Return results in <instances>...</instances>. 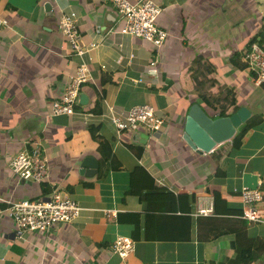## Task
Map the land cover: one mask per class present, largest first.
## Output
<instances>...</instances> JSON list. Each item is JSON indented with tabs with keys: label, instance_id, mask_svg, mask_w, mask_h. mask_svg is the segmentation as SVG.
Masks as SVG:
<instances>
[{
	"label": "crops",
	"instance_id": "1",
	"mask_svg": "<svg viewBox=\"0 0 264 264\" xmlns=\"http://www.w3.org/2000/svg\"><path fill=\"white\" fill-rule=\"evenodd\" d=\"M154 2L157 25L167 32L159 48L120 33L108 0H0V198L58 191L81 208L75 220L19 239L0 202V264H230L246 247L253 256L246 264H264V218L242 219L238 196L257 187L264 206V90L240 61L251 41L264 48L263 0ZM69 11L85 49L80 55L58 27ZM81 62L90 74L79 86L85 99L77 98L71 114L49 115ZM192 103L210 118L245 106L246 122L259 121L238 148L226 153L228 140L197 152L181 138ZM142 104L162 118L160 130L116 137L105 106ZM99 141L117 169L100 165ZM34 146L46 179L17 181L7 163ZM86 156L97 164L91 175L79 172ZM117 236L132 242L124 257L110 251Z\"/></svg>",
	"mask_w": 264,
	"mask_h": 264
},
{
	"label": "built area",
	"instance_id": "2",
	"mask_svg": "<svg viewBox=\"0 0 264 264\" xmlns=\"http://www.w3.org/2000/svg\"><path fill=\"white\" fill-rule=\"evenodd\" d=\"M112 3L122 23L118 31L129 36H137L151 43L154 47H161L167 37V32L157 25V17L161 11L154 0H108ZM264 4V0H263ZM76 15L74 12H62L59 15L58 27L68 41L73 54L80 55L85 49L77 34ZM3 20L0 18V26ZM240 61L245 70L254 74V83L264 90V48L256 41H251L240 54ZM90 79L88 64L79 63L74 73L69 76L61 94L49 104V115L73 113V106L77 101L79 86ZM132 83H137L132 81ZM109 125L116 137L122 131L149 130L158 131L162 126V118L149 105H139L123 110L114 106H105ZM8 168L16 180L38 182L46 178L47 170L43 156L38 146L30 151L22 150L12 155L8 161ZM240 201V217L250 223H260L264 218L262 192L257 187H243L238 193ZM6 206L13 226L14 236L22 239L31 232H49L58 225L75 220L81 208L68 196L52 191L49 196L30 199H0ZM208 210H198L205 213ZM110 251L119 257L126 256L132 248V242L124 236H117L110 245Z\"/></svg>",
	"mask_w": 264,
	"mask_h": 264
},
{
	"label": "water",
	"instance_id": "3",
	"mask_svg": "<svg viewBox=\"0 0 264 264\" xmlns=\"http://www.w3.org/2000/svg\"><path fill=\"white\" fill-rule=\"evenodd\" d=\"M84 99L83 94L78 95L79 102ZM249 116V110L239 106L227 116L210 118L196 103H192L184 116L181 138L191 149L206 153L216 145L230 140L236 128L245 123ZM96 166L93 158L83 157L79 163V172L91 175Z\"/></svg>",
	"mask_w": 264,
	"mask_h": 264
},
{
	"label": "trees",
	"instance_id": "4",
	"mask_svg": "<svg viewBox=\"0 0 264 264\" xmlns=\"http://www.w3.org/2000/svg\"><path fill=\"white\" fill-rule=\"evenodd\" d=\"M202 99H204V98H202ZM258 121H259V118H256V119L252 118V119H249L247 122L241 124L236 129V133L230 138L226 153L229 152L231 149L238 148L241 144V137L244 134V132L247 131L249 128L253 127ZM91 135L94 136L95 134L91 133ZM107 145L108 144L105 141H99V143H98L97 150L100 152L99 155L101 157L100 158V165L101 166L107 165L108 167H111V169H117L118 165H112L111 164L110 159L112 157V154H111L110 150L108 149ZM107 162H109L110 165ZM137 170H138V168H137ZM139 171H141V170H139ZM139 171H137V172H139ZM97 178H100V174L97 175ZM44 181L45 180H41V181H38L37 183L42 184ZM144 190H145L144 185H141V187L138 188L136 191L140 192V191H144ZM50 192H51V189H50ZM50 192H49V190H44L43 195L50 193ZM261 244L263 246V244H264L263 240H261ZM251 259H253L252 250L250 248L246 247V249L236 250L234 252L233 256L228 260V262L230 264H240L238 262H241V260H245V264H246V261H249Z\"/></svg>",
	"mask_w": 264,
	"mask_h": 264
},
{
	"label": "rangeland",
	"instance_id": "5",
	"mask_svg": "<svg viewBox=\"0 0 264 264\" xmlns=\"http://www.w3.org/2000/svg\"><path fill=\"white\" fill-rule=\"evenodd\" d=\"M26 181V180H25ZM0 199H4V198H0ZM1 202V201H0Z\"/></svg>",
	"mask_w": 264,
	"mask_h": 264
},
{
	"label": "clouds",
	"instance_id": "6",
	"mask_svg": "<svg viewBox=\"0 0 264 264\" xmlns=\"http://www.w3.org/2000/svg\"><path fill=\"white\" fill-rule=\"evenodd\" d=\"M137 132V131H136ZM46 179V178H45ZM44 180V179H43Z\"/></svg>",
	"mask_w": 264,
	"mask_h": 264
}]
</instances>
